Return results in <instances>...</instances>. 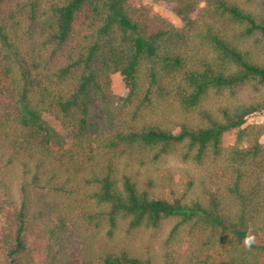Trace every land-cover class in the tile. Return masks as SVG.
Wrapping results in <instances>:
<instances>
[{"label": "trees", "instance_id": "obj_1", "mask_svg": "<svg viewBox=\"0 0 264 264\" xmlns=\"http://www.w3.org/2000/svg\"><path fill=\"white\" fill-rule=\"evenodd\" d=\"M141 1L0 0V264H264V0Z\"/></svg>", "mask_w": 264, "mask_h": 264}, {"label": "rangeland", "instance_id": "obj_2", "mask_svg": "<svg viewBox=\"0 0 264 264\" xmlns=\"http://www.w3.org/2000/svg\"><path fill=\"white\" fill-rule=\"evenodd\" d=\"M138 6L141 8H145L146 11H148L150 13V15L158 17V18L162 19L163 21L172 24L175 27H182V23L179 20V18H177L168 9L166 4L163 2L156 1V0H142L138 4ZM46 120L48 122V125L62 137L64 147H67L70 144V135L67 134L60 127L59 123L57 121H55L53 118L46 116ZM246 125L260 126L264 129V116L258 115V116L252 117V118L248 119ZM236 134H237L236 130L229 131V132L224 134L223 143H222L224 148H228L235 143ZM259 141L264 147V133L259 137ZM166 167L172 171L173 177L175 179H177L179 177V175H178L179 170L182 169L184 166L182 164H180L178 161H176L175 159H170L166 163ZM174 174H175V176H174ZM98 234L96 233L98 241H101L102 237H100ZM100 235H103V233H101ZM103 238H104V236H103Z\"/></svg>", "mask_w": 264, "mask_h": 264}, {"label": "clouds", "instance_id": "obj_3", "mask_svg": "<svg viewBox=\"0 0 264 264\" xmlns=\"http://www.w3.org/2000/svg\"><path fill=\"white\" fill-rule=\"evenodd\" d=\"M255 242V237L251 234L246 235L245 239H244V243L246 246L250 247L252 245V243Z\"/></svg>", "mask_w": 264, "mask_h": 264}]
</instances>
